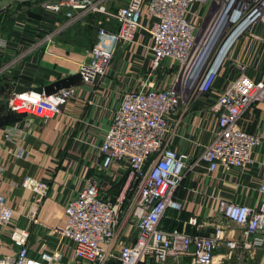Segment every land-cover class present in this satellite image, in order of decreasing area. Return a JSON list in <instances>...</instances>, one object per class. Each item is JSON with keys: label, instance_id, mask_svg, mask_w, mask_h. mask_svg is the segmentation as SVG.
<instances>
[{"label": "built area", "instance_id": "built-area-1", "mask_svg": "<svg viewBox=\"0 0 264 264\" xmlns=\"http://www.w3.org/2000/svg\"><path fill=\"white\" fill-rule=\"evenodd\" d=\"M110 1L45 0L42 7L48 12L61 14L66 7L65 18L32 49H48L59 35L91 15L105 14L116 19L118 30L100 27L99 43L89 49V59L80 63L82 81L95 83L106 75L117 48L134 42L142 28V10L146 6L153 19L148 28L153 67L171 58L180 69L166 89H155L149 82L147 89L124 94L100 147L102 159L97 168L107 170L113 163L125 160L130 164V173L114 200L106 198L99 181L90 177L79 195L65 206V221L58 231L62 238L74 243L73 262L64 260L59 249L30 256V232L16 227L9 236L17 252L14 257H0V264H182L186 257H191L193 264H215V251L226 240L223 228H216L210 235H194L179 229L165 231L161 221L168 208H180L175 194L188 170L204 165L214 172L221 167L245 168L251 163V153L262 138L245 130L240 120L254 104L264 101V79L251 78L241 66L242 73L217 95L218 129L196 158L167 146L169 116L179 109L182 99L191 100L213 90L233 42L252 25L264 22V0H128L115 12L108 8ZM194 3L209 8L201 27L188 19ZM229 43L219 62L220 53ZM5 46L6 41L0 38V47ZM27 54L1 68L0 75ZM74 94L73 87L49 95L29 89L13 92L8 105L17 114L47 121L61 114ZM21 185L35 194L29 216L37 221V209L50 185L32 176H26ZM259 191L264 194V176ZM220 206L228 220L242 226L243 246L262 250L259 264H264V201L251 206L221 200ZM13 217L8 199L0 193V229L7 228ZM129 220L137 227L136 240L117 247V234ZM225 243L230 250L240 247L235 240Z\"/></svg>", "mask_w": 264, "mask_h": 264}, {"label": "crops", "instance_id": "crops-1", "mask_svg": "<svg viewBox=\"0 0 264 264\" xmlns=\"http://www.w3.org/2000/svg\"><path fill=\"white\" fill-rule=\"evenodd\" d=\"M44 1L17 0L0 6V38L6 41V46L0 47V69L28 53L0 75V193L6 196L14 212L9 226L0 229V257L15 256L17 247L9 235L19 227L30 232V256L39 257L42 252L59 249L63 259L72 263L74 243L62 238L58 231L65 221V206L79 195L90 177L99 181L106 198L114 200L130 173V164L125 160L113 163L107 170L97 168L102 159L100 147L124 94L147 89L149 82L155 89H166L173 82L179 63L166 58L160 66L153 67L148 32L153 19L145 6L142 28L134 42L117 48L104 77L95 83L82 81L73 86L75 94L63 112L47 121L19 115L8 105L13 92L38 90L78 74L80 63L90 57L88 46L99 43L97 29L119 28L116 19L96 14L59 35L48 49H32L35 42L65 18L66 7L63 13L54 14L43 9ZM127 2L111 0L108 8L115 12ZM208 10L207 5L194 3L188 19L201 27ZM242 65L251 78L264 79V22L252 25L233 42L210 93L182 99L179 109L169 116L170 131L166 136L169 148L193 158L204 151L218 129L217 95L242 73ZM240 125L262 138L251 153V163L245 168L221 167L214 172L204 165L188 170L175 194L180 208H168L161 221L165 231L179 229L194 235H210L216 228H223L226 240L238 241L240 247L230 250L226 240L222 242L215 251V264H259L263 254L259 248L243 246L242 226L225 217L220 201L251 206L264 201V194L259 191L264 176V101L246 111ZM26 176L50 185L48 195L37 209V221L29 216L35 194L21 185ZM137 233L135 224L127 221L117 234V247L134 242ZM182 264H193L192 258L186 257Z\"/></svg>", "mask_w": 264, "mask_h": 264}, {"label": "water", "instance_id": "water-1", "mask_svg": "<svg viewBox=\"0 0 264 264\" xmlns=\"http://www.w3.org/2000/svg\"><path fill=\"white\" fill-rule=\"evenodd\" d=\"M82 82L81 74H75L66 78H62L60 80H57L56 82H53L52 84L39 88L38 91H44L46 94H53L58 92L59 90L63 88H70L73 86H77ZM9 104V102H8Z\"/></svg>", "mask_w": 264, "mask_h": 264}, {"label": "rangeland", "instance_id": "rangeland-1", "mask_svg": "<svg viewBox=\"0 0 264 264\" xmlns=\"http://www.w3.org/2000/svg\"><path fill=\"white\" fill-rule=\"evenodd\" d=\"M17 0H0V6H2V5H8L9 3H11V2H16ZM160 66V65H159ZM179 67H178V69H177V71H176V73H175V75H174V78H175V76L177 75V73H178V71H179Z\"/></svg>", "mask_w": 264, "mask_h": 264}, {"label": "bare ground", "instance_id": "bare-ground-1", "mask_svg": "<svg viewBox=\"0 0 264 264\" xmlns=\"http://www.w3.org/2000/svg\"><path fill=\"white\" fill-rule=\"evenodd\" d=\"M238 33H236L235 35H234V37H233V39H232V41L231 42H233L234 41V39H235V37H236V35H237ZM230 42V43H231ZM230 43L223 49V51L220 53V58H219V62H220V60H221V58L225 55V53H226V51H227V47L230 45Z\"/></svg>", "mask_w": 264, "mask_h": 264}, {"label": "trees", "instance_id": "trees-1", "mask_svg": "<svg viewBox=\"0 0 264 264\" xmlns=\"http://www.w3.org/2000/svg\"><path fill=\"white\" fill-rule=\"evenodd\" d=\"M39 1H40V0H39ZM91 16H92V15H91ZM91 16H89V17H91ZM89 17H88V18H89ZM79 24H80V23H79ZM79 24H77V25H79ZM77 25H75V26H77ZM75 26H73V27H75ZM73 27H72V28H73ZM70 29H71V28H70ZM70 29H69V30H70ZM67 31H68V30H67ZM97 36H98V29H97ZM93 46H94L93 44H90L88 47L91 49ZM19 115H20V114H19ZM120 185H121V184H120ZM120 185H119V187H120ZM120 188H121V187H120ZM120 188H119V189H120Z\"/></svg>", "mask_w": 264, "mask_h": 264}]
</instances>
